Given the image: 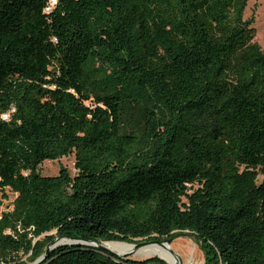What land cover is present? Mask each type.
<instances>
[{
    "label": "trees",
    "instance_id": "16d2710c",
    "mask_svg": "<svg viewBox=\"0 0 264 264\" xmlns=\"http://www.w3.org/2000/svg\"><path fill=\"white\" fill-rule=\"evenodd\" d=\"M247 2L0 0V192L15 194L0 262L58 236L187 233L203 264H264V48ZM68 155L73 174L41 172ZM41 264L168 263L66 244Z\"/></svg>",
    "mask_w": 264,
    "mask_h": 264
},
{
    "label": "rangeland",
    "instance_id": "374dc122",
    "mask_svg": "<svg viewBox=\"0 0 264 264\" xmlns=\"http://www.w3.org/2000/svg\"><path fill=\"white\" fill-rule=\"evenodd\" d=\"M245 19H252V27L254 28V38L253 40L257 42L262 48H264V0H248L247 6L244 11ZM62 165L66 167L72 174L75 171L74 168V156L68 155L61 157L58 160H46L41 164V172L45 175H55L58 172L59 166ZM6 198L2 197V193L0 192V212L12 209V202L15 198V194L11 192L9 189L5 190ZM53 234V232H50ZM147 241L146 239L136 240V242ZM109 242V241H108ZM121 242L122 241H114ZM106 243V242H104ZM169 245H172V249L176 252L181 261L184 262L187 253L184 250V247L187 245L190 248L194 249V260L196 264L204 263L203 251L199 247V244L196 242L195 238L187 233L181 234L174 238ZM134 258H144L145 256H136L132 255ZM20 259L24 262V264H32L33 261H29L28 255L19 253Z\"/></svg>",
    "mask_w": 264,
    "mask_h": 264
},
{
    "label": "water",
    "instance_id": "95a60500",
    "mask_svg": "<svg viewBox=\"0 0 264 264\" xmlns=\"http://www.w3.org/2000/svg\"><path fill=\"white\" fill-rule=\"evenodd\" d=\"M65 240V241H64ZM172 241V238H167L165 240H158V239H155V240H150V241H141V242H136V243H130L134 246L133 250L129 253H125V254H122V255H119L117 253H115L114 251L110 250L109 248H107L106 246H104L102 244V242H93V241H86V240H81V239H76V238H73V239H68V238H64V237H55L51 242L48 243V245L46 246V249H45V252L39 256L38 258H36L32 264H41L44 262V260L49 256V251L54 249L55 247L57 246H60V245H66V244H72V245H89V246H94L95 248H97V250L101 253H105V254H108L110 256H116L118 258H121V259H128V258H133V259H138V258H134L132 257L134 251L138 248V247H141V246H144V245H147V244H158V245H161V246H164L165 243L168 244L169 246V243ZM169 251L172 255L176 256V258L180 261V264H182V261L179 257V255L174 252V250L172 248H169ZM152 256H155V255H149V256H145L144 258H148V257H152ZM157 257L165 260L168 264H170L166 259H164L163 257H160L158 255H156Z\"/></svg>",
    "mask_w": 264,
    "mask_h": 264
},
{
    "label": "bare ground",
    "instance_id": "6f19581e",
    "mask_svg": "<svg viewBox=\"0 0 264 264\" xmlns=\"http://www.w3.org/2000/svg\"><path fill=\"white\" fill-rule=\"evenodd\" d=\"M102 244L119 255L129 253L134 248L132 244L127 242L121 243L114 241H109V242L103 241ZM169 248H172V245L168 246L167 243H165L164 246L158 244H147L138 247L133 254L136 256L158 255L166 259L170 264H180V261L176 258V256L170 253ZM184 250L188 255L185 261L182 262V264H196V261L194 260V249L186 245L184 247Z\"/></svg>",
    "mask_w": 264,
    "mask_h": 264
},
{
    "label": "built area",
    "instance_id": "2783aa9c",
    "mask_svg": "<svg viewBox=\"0 0 264 264\" xmlns=\"http://www.w3.org/2000/svg\"><path fill=\"white\" fill-rule=\"evenodd\" d=\"M55 0H50V6L47 8V9H49L50 7H51V5H52V3L54 2ZM0 264H3L2 262H0Z\"/></svg>",
    "mask_w": 264,
    "mask_h": 264
}]
</instances>
